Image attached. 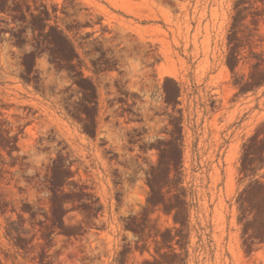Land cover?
Returning a JSON list of instances; mask_svg holds the SVG:
<instances>
[{"label":"rangeland","instance_id":"obj_1","mask_svg":"<svg viewBox=\"0 0 264 264\" xmlns=\"http://www.w3.org/2000/svg\"><path fill=\"white\" fill-rule=\"evenodd\" d=\"M0 264H264V0H0Z\"/></svg>","mask_w":264,"mask_h":264},{"label":"bare ground","instance_id":"obj_2","mask_svg":"<svg viewBox=\"0 0 264 264\" xmlns=\"http://www.w3.org/2000/svg\"><path fill=\"white\" fill-rule=\"evenodd\" d=\"M243 259V258H242Z\"/></svg>","mask_w":264,"mask_h":264}]
</instances>
